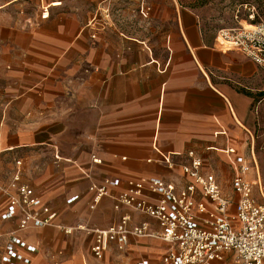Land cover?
I'll use <instances>...</instances> for the list:
<instances>
[{"label": "crops", "instance_id": "obj_1", "mask_svg": "<svg viewBox=\"0 0 264 264\" xmlns=\"http://www.w3.org/2000/svg\"><path fill=\"white\" fill-rule=\"evenodd\" d=\"M151 1V12L120 9L114 21L101 9L95 28L52 15V4L28 21L0 6V185L19 169L42 199L39 215L56 214V225L20 230L19 217H1L10 201L0 191V264L12 232L37 247L31 264H162L167 244L153 237H131L124 250L107 238L102 258L91 250L96 230L125 214L161 230L132 207L115 208L129 181L157 176L184 186L187 175L164 161L187 163L190 150L226 195L236 198L238 155L256 162L261 177L253 129L254 109L260 116L264 106V68L222 45L195 11ZM93 154L102 162L93 163ZM248 176L257 181L256 167ZM108 177L118 184L92 210L90 186ZM78 225L85 228H62ZM42 243L55 247L53 260Z\"/></svg>", "mask_w": 264, "mask_h": 264}, {"label": "built area", "instance_id": "obj_2", "mask_svg": "<svg viewBox=\"0 0 264 264\" xmlns=\"http://www.w3.org/2000/svg\"><path fill=\"white\" fill-rule=\"evenodd\" d=\"M239 25L219 29L216 39L228 49H234L251 58L264 68V20L257 21L254 12L249 13L242 24L240 8L236 10ZM94 37V35H93ZM189 162L177 163L166 160L171 168L179 167L187 175L188 181L177 188L157 176L144 180H131L126 190L115 197V208L132 207L140 213L157 220L160 231L150 228L149 223L133 224L129 215H123L119 222L107 229L96 230V238L91 250L102 258L107 238L116 241L118 249L124 250L131 237H153L164 241L167 249L162 256V264H264V200L260 201L255 194V185L263 194V187L256 162L254 165L242 155L236 157L238 171L233 178V191L236 198L226 195L221 184L212 171L204 169V160L194 150L187 152ZM95 164L102 159L92 155ZM18 166L22 161H16ZM256 167L257 181L249 178ZM18 169L7 185H0L10 201V207L1 215L3 219L19 217L20 230L31 226L43 227L56 225L55 213L42 217L38 211L42 199L35 190L21 181ZM117 180L105 178L101 184L90 186V208L94 210L103 197L111 195V187ZM160 198L152 200V195ZM79 199L74 195L68 199L73 203ZM66 233H73L75 228L85 226L62 227ZM0 232V238L2 237ZM37 247L29 244L15 232L9 234L5 264H31L28 254L36 252ZM25 251V252H22ZM139 264H148L142 261Z\"/></svg>", "mask_w": 264, "mask_h": 264}, {"label": "rangeland", "instance_id": "obj_3", "mask_svg": "<svg viewBox=\"0 0 264 264\" xmlns=\"http://www.w3.org/2000/svg\"><path fill=\"white\" fill-rule=\"evenodd\" d=\"M177 3L187 9L195 11L202 23L215 33L221 28L235 27L240 23L236 19V10L240 8V18L242 24H246L245 20L249 13L254 12L256 20H264V0H176ZM52 4V15L73 16V21L84 27L92 22V27L99 26L101 9L104 11L106 20H115L114 17L120 15L121 11H133L135 14L142 13L144 10L151 12V0H0V6L5 7L9 18L21 16L24 21L29 19L35 20L43 9V5ZM57 5V6H56ZM148 8H150L148 10ZM99 12V13H98ZM249 23V22H248ZM95 24V26H93ZM87 31L90 32L89 27ZM93 31V30H92ZM93 33V32H92ZM93 40V36L91 37ZM1 89V86H0ZM2 99L0 98V106ZM258 113L257 107L254 109ZM256 113V121L254 125V134L256 136V153L260 164L261 180L264 194V106L260 110V116ZM256 197L264 200L261 190L255 188ZM40 250L45 252L44 258L53 260V246L50 244H40ZM61 260L55 259L54 263L58 264Z\"/></svg>", "mask_w": 264, "mask_h": 264}, {"label": "bare ground", "instance_id": "obj_4", "mask_svg": "<svg viewBox=\"0 0 264 264\" xmlns=\"http://www.w3.org/2000/svg\"><path fill=\"white\" fill-rule=\"evenodd\" d=\"M245 26H247V27L250 26V23L246 22Z\"/></svg>", "mask_w": 264, "mask_h": 264}]
</instances>
